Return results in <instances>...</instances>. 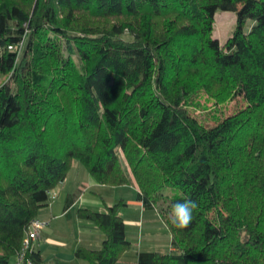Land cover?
<instances>
[{"label": "trees", "instance_id": "1", "mask_svg": "<svg viewBox=\"0 0 264 264\" xmlns=\"http://www.w3.org/2000/svg\"><path fill=\"white\" fill-rule=\"evenodd\" d=\"M218 10L236 14L224 44ZM0 75V264L73 160L136 186L168 226L174 250L137 264H264V0H0ZM202 94L244 105L210 122L192 110ZM185 198L198 207L181 230L167 216ZM119 205L79 209L105 236L78 259L131 248Z\"/></svg>", "mask_w": 264, "mask_h": 264}, {"label": "crops", "instance_id": "2", "mask_svg": "<svg viewBox=\"0 0 264 264\" xmlns=\"http://www.w3.org/2000/svg\"><path fill=\"white\" fill-rule=\"evenodd\" d=\"M105 187L110 185L98 183L82 162L73 160L65 180L49 191V194L54 197L49 200L47 206L40 209L37 216L47 223L36 244V250L40 253L42 262V247L46 244L45 242L52 240L56 225L72 227L74 223L78 224L80 236L77 241L80 246L90 249L100 248L105 236L104 231L93 221L81 218L78 211L81 208L106 211L108 206L116 203H120L119 214L125 222L127 239L132 245L134 242L137 243V247L133 251H125L116 264H137L138 253L150 251L152 248H149V245L167 243L168 249L156 248L155 251L165 253L174 250L171 247V232L168 226L157 209H147L142 201L138 200L136 186H111L112 189ZM126 188H131L132 192L125 191ZM133 230H136V234H133Z\"/></svg>", "mask_w": 264, "mask_h": 264}, {"label": "rangeland", "instance_id": "3", "mask_svg": "<svg viewBox=\"0 0 264 264\" xmlns=\"http://www.w3.org/2000/svg\"><path fill=\"white\" fill-rule=\"evenodd\" d=\"M252 23V20H248L246 22L245 29L248 30L251 27ZM235 26L236 14L234 12L223 10L217 11L215 16L213 33L214 36L218 38L222 44H224L227 39L232 35ZM7 78V75H0V84L4 82ZM197 102H199L200 105L192 106V110L196 111L198 115L202 117L208 116V120L210 122L213 121L211 116L213 113V115L217 117L228 116L232 114L238 107L244 105V102L239 99L233 101L228 100L226 102L216 104L214 99L206 94H202ZM105 188L112 189L111 186ZM126 189L127 190L125 191H128V193L132 192L131 188ZM79 231V225L76 223H74L72 227H67L65 225H56L55 233L52 235V240L45 242L46 244L42 247L43 262H41V264H88L87 261L78 259L75 255L76 248L80 246V243H78L77 241V238H79L80 236ZM132 232L133 234H136V230H133ZM146 243L149 244V242ZM136 244L137 243L134 242V244L128 250L133 251V249L137 247ZM149 246V248H152L150 249V251H155L157 250L156 248H158L159 250L163 248H165L166 250L169 248V245L167 243L165 245L161 243L160 245Z\"/></svg>", "mask_w": 264, "mask_h": 264}, {"label": "built area", "instance_id": "4", "mask_svg": "<svg viewBox=\"0 0 264 264\" xmlns=\"http://www.w3.org/2000/svg\"><path fill=\"white\" fill-rule=\"evenodd\" d=\"M53 197V195L49 194V200ZM46 225L47 223L38 217L32 220L26 236L23 239L22 246L16 254L12 264H39L34 258V253L37 252L36 244L41 238L42 231Z\"/></svg>", "mask_w": 264, "mask_h": 264}, {"label": "clouds", "instance_id": "5", "mask_svg": "<svg viewBox=\"0 0 264 264\" xmlns=\"http://www.w3.org/2000/svg\"><path fill=\"white\" fill-rule=\"evenodd\" d=\"M197 203L191 198H185L183 201L172 205L168 213V222L177 229L187 228L193 219V213L197 209Z\"/></svg>", "mask_w": 264, "mask_h": 264}]
</instances>
